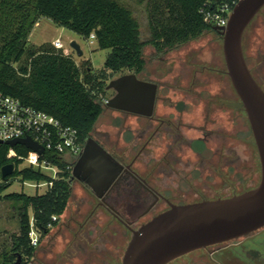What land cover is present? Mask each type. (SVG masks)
Listing matches in <instances>:
<instances>
[{
  "label": "rangeland",
  "instance_id": "obj_1",
  "mask_svg": "<svg viewBox=\"0 0 264 264\" xmlns=\"http://www.w3.org/2000/svg\"><path fill=\"white\" fill-rule=\"evenodd\" d=\"M122 1L134 10L141 25L142 39H150L152 32L145 6L135 0ZM230 13L231 10L227 12L228 16ZM218 31H206L198 38L162 52L151 45L144 48L146 66L139 78L159 83L160 103L164 102L165 105L164 108L161 106L159 113L177 116L178 112L168 106L170 100L186 99L189 104L183 110L181 118L189 128L188 137L208 138V149L204 156L188 152L185 157L187 164L176 166L178 172L171 176L172 185L177 191L175 202L187 203L231 196L256 186L260 181L258 150L243 105L227 74L223 36ZM28 39L36 47L46 43L56 47L54 43L59 39L63 47L56 48L71 55L80 67H90L93 73L104 67L110 52V49L99 48L95 38L84 39L44 16L34 25ZM72 41L80 44L82 55H78L73 49ZM243 48L249 65L253 64L257 51L263 54L257 70L258 77L263 78L264 10L246 29ZM125 73L130 71L123 70L110 77L114 79ZM111 79L107 80V85ZM114 94V89L106 87L107 100ZM141 121L132 114L108 107L95 126L96 136L100 138L101 134L109 133L111 141H119L125 149H129L131 144L125 143L130 140L129 136L132 140L134 135L127 128L137 129ZM101 140L104 142L102 137ZM105 144L112 148L107 142ZM138 148L139 146H135L132 153L125 156L127 161L131 160ZM137 166L143 168L140 164ZM12 180L7 193L23 192L33 195L47 191L46 186L35 189L14 174ZM71 186L72 195L59 225L39 239L36 261L39 264H121L130 234L126 236L124 228L106 209L99 206L98 198L89 187L76 180ZM149 202L145 201L135 215L128 217L135 223V228L157 212L154 210L139 218L138 215L147 208ZM123 206L124 203H118L120 210ZM162 208H165V204H162ZM21 210L22 202L0 198V252L11 248L12 236L19 232ZM114 228L120 229L121 234ZM38 234L40 236L39 232Z\"/></svg>",
  "mask_w": 264,
  "mask_h": 264
},
{
  "label": "trees",
  "instance_id": "obj_2",
  "mask_svg": "<svg viewBox=\"0 0 264 264\" xmlns=\"http://www.w3.org/2000/svg\"><path fill=\"white\" fill-rule=\"evenodd\" d=\"M135 1L145 6L152 32L148 40L142 39L134 10L122 0H0V89L76 128L85 144L108 108L106 87L111 75L128 70L139 76L146 66V45L162 52L198 38L215 29L204 20V12L216 11L225 2L233 8L238 0ZM43 16L84 39L94 34L99 48L110 49L104 67L93 73L51 44L31 45L29 34ZM15 148L27 152L22 146ZM7 162L15 163L14 175L23 181L53 182L42 194L11 192L2 197L22 202V210L19 232L12 236L11 248L0 252V264H12L19 255L24 264L36 251L30 242L31 220L40 238L59 225L72 195V169L55 158L53 162L63 171L52 179L32 167L19 169V159L1 156V163Z\"/></svg>",
  "mask_w": 264,
  "mask_h": 264
},
{
  "label": "water",
  "instance_id": "obj_3",
  "mask_svg": "<svg viewBox=\"0 0 264 264\" xmlns=\"http://www.w3.org/2000/svg\"><path fill=\"white\" fill-rule=\"evenodd\" d=\"M264 8V0H239L226 26H215L223 36V55L227 74L242 102L259 154L261 177L259 183L243 192L215 199L175 204L154 215L138 229L125 250L121 264H167L190 251L208 245L248 235L264 227V89L252 74L243 48L246 29ZM71 46L83 54L79 43ZM107 89L115 94L106 101L112 109L150 117L154 113L158 84L139 78L130 72L111 79ZM23 144L43 152V146L31 137L8 142ZM86 168L88 185L99 197L121 173L123 166L96 140L89 137L85 143L71 179L79 177ZM3 177L14 173V165L2 167ZM12 264H22L19 255ZM29 264H35L31 260Z\"/></svg>",
  "mask_w": 264,
  "mask_h": 264
},
{
  "label": "flooded vegetation",
  "instance_id": "obj_4",
  "mask_svg": "<svg viewBox=\"0 0 264 264\" xmlns=\"http://www.w3.org/2000/svg\"><path fill=\"white\" fill-rule=\"evenodd\" d=\"M263 10L264 8L260 10L256 17ZM256 17L250 25L255 21ZM262 57L263 54L257 51L254 55L253 64L248 65L255 79L264 89V75L263 78L257 75ZM156 83L158 84V93L152 116L147 117L118 110L125 114H132L142 120L141 123L139 122L137 129L127 128V131L129 130L130 134L133 133L134 135L132 140L131 136L128 135L131 141H124L126 145L131 144L129 149H125L119 141H111L109 133L101 134L100 138L99 136L97 137L95 127L90 133L89 137L101 144L123 166L121 173L111 183L103 196L99 197L95 190L88 185L87 180L91 179V177L90 175L86 176L87 169L85 167L80 169L79 177L70 180L71 185L76 180L91 189L99 200V206L106 209L124 228L126 236L128 233L130 234L128 244L132 238L133 231L145 223L143 222L135 228V223L130 221L128 217L135 215L145 201H150L149 205L138 215L139 218L156 210L157 212L151 215L152 218L159 212L169 208L171 203L183 204L175 202L177 191L172 185L171 176L178 172L176 169L177 165L187 164L188 161L185 157L188 156V152L195 153L197 156H204L208 149V138L206 136L192 139L187 135L189 128L186 127L181 118L183 110L189 104L186 99L170 100L168 106L173 107L178 112L177 116L173 115L170 117L171 115L167 116L159 113L161 106L164 108L165 105H163L164 102L160 103V85L158 82ZM105 142L112 145V148H109ZM135 146H139L138 150L133 153L131 160L127 161L125 156L131 154ZM78 160L74 163L72 172ZM151 162L152 165H150ZM137 164L142 165L143 168L140 169ZM119 202L124 203L121 210L118 208ZM162 204H165V208L161 209ZM114 229L119 235L121 234L120 229ZM116 232L114 236H116ZM35 255L36 251L30 259H25L26 263L24 264H29L31 260H34L35 264H39L35 259ZM167 264H264V227L245 236L190 251Z\"/></svg>",
  "mask_w": 264,
  "mask_h": 264
},
{
  "label": "built area",
  "instance_id": "obj_5",
  "mask_svg": "<svg viewBox=\"0 0 264 264\" xmlns=\"http://www.w3.org/2000/svg\"><path fill=\"white\" fill-rule=\"evenodd\" d=\"M230 10L232 11L230 2H225L216 11L204 12V20L215 26H226L229 18L227 12ZM90 38H95V35L91 34ZM54 44L57 48L63 47V43L59 39ZM25 137H31L43 146V152L40 153L23 144L14 146L8 144L11 140ZM4 146H8L7 150H4ZM15 146H22L27 152H19ZM84 147L85 144L80 141L76 128L64 125L54 115L25 104L19 98L0 89V198L7 194V189L13 183L12 175L14 174L4 178L2 167L12 163L14 172L17 168L14 162L1 163V156L5 155L7 158L21 160L22 162L18 166L19 169L25 166L32 167L49 175L52 179H57L63 169L53 162V159L58 158L66 161V169H72L74 163L83 153ZM45 153H48V155H45ZM25 183L35 189L41 186H46L48 189L53 182L26 180ZM31 226L30 242L32 245L37 246L40 236L34 228L33 220H31Z\"/></svg>",
  "mask_w": 264,
  "mask_h": 264
},
{
  "label": "crops",
  "instance_id": "obj_6",
  "mask_svg": "<svg viewBox=\"0 0 264 264\" xmlns=\"http://www.w3.org/2000/svg\"><path fill=\"white\" fill-rule=\"evenodd\" d=\"M63 216H64V214H63ZM63 216H62V218H63ZM62 220V219H61Z\"/></svg>",
  "mask_w": 264,
  "mask_h": 264
}]
</instances>
